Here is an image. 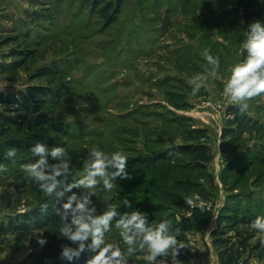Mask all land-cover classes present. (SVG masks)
<instances>
[{
	"label": "rangeland",
	"instance_id": "1",
	"mask_svg": "<svg viewBox=\"0 0 264 264\" xmlns=\"http://www.w3.org/2000/svg\"><path fill=\"white\" fill-rule=\"evenodd\" d=\"M239 1L121 0L109 24L79 0H0V19L15 31L0 34V63L11 61L4 56L13 48L30 50L16 72L0 69V94L31 84L64 90L56 104L44 107L50 122L37 132L53 139L49 147L68 151L71 182L83 175L93 147L128 157V177H117L110 192L98 184L94 197L102 211L114 205L122 213L144 212L150 222L167 219L172 234L187 238L193 254L188 262L167 264H220L211 237L222 231L219 222L264 214V93L247 101L244 126H233L234 140L221 152L222 132L233 123L229 109L239 108L223 96V88L231 67L246 55L242 44L249 25L264 23L260 8L246 11ZM15 34L17 45L2 44ZM206 51L219 57L220 70L193 95L190 81L210 70ZM49 68L56 70L50 78L31 79ZM2 113L15 116L0 106ZM50 124L67 125L68 132L55 133ZM9 127L0 139L28 134L23 119L16 117ZM193 143L209 148L211 162L200 166L178 153L155 160ZM0 167L6 169L0 172V221H5L34 207L39 188L20 165ZM20 180L23 190L16 186ZM197 194L203 208L186 203ZM119 232L113 227L106 241L125 249ZM244 236L252 237L248 245L264 242V233L250 225H239L226 237L233 243ZM29 251L27 243L15 251L7 237L0 264H25ZM146 252L137 249L131 256L141 259ZM246 261L264 264L256 253L244 254L238 264Z\"/></svg>",
	"mask_w": 264,
	"mask_h": 264
},
{
	"label": "clouds",
	"instance_id": "2",
	"mask_svg": "<svg viewBox=\"0 0 264 264\" xmlns=\"http://www.w3.org/2000/svg\"><path fill=\"white\" fill-rule=\"evenodd\" d=\"M244 58L231 67L230 75L223 88V96L239 106L240 112L248 109L247 101L264 93V23L252 22L242 44ZM205 59L210 66L207 74L193 77L191 92L196 95L203 87L209 75L214 76L220 70L219 57L205 52ZM34 162L25 164L23 170L36 183L39 190L49 197H54L61 207L57 209L60 219V237L71 244H65L60 250V259L69 262L79 259L82 253H94L87 264H130L129 257L137 249L147 250L143 257L146 264H167L166 258H175L183 245H178L177 238L171 232L167 219L159 223L150 222L148 215L139 210L120 212L114 205H108L105 211L98 213L92 197L98 184L106 191L115 186L117 177L127 178L126 166L128 157L120 152L105 153L99 148L90 149L87 167L78 179L69 183L73 175L72 162L68 151L63 146L49 147L37 142L30 149ZM16 150L9 149L8 160L16 157ZM49 158L56 161L49 163ZM6 171L0 167V172ZM73 189H81L79 193ZM199 195L186 198V203L193 207L203 208ZM124 206L131 204L125 200ZM41 212L48 209V204L41 206ZM189 216L192 213H188ZM120 230L119 235L127 247L122 249L106 241L105 236L112 227ZM251 228L264 233V216H257ZM37 243L44 246L45 238H38ZM71 245H75L74 247Z\"/></svg>",
	"mask_w": 264,
	"mask_h": 264
},
{
	"label": "trees",
	"instance_id": "3",
	"mask_svg": "<svg viewBox=\"0 0 264 264\" xmlns=\"http://www.w3.org/2000/svg\"><path fill=\"white\" fill-rule=\"evenodd\" d=\"M79 1L94 11L98 10L101 18L106 20L109 24L113 22L115 17L119 14L122 4L121 0ZM239 4L244 7L243 10L246 11L260 8V12H264V0H240ZM35 18H32V21L36 24L37 20ZM2 22L3 21L0 19V34L8 31L15 32L11 27H4ZM19 40L18 34H15L12 35V37H6L2 44L14 43L17 45ZM6 54L4 58L11 61L7 64L0 63L1 72H16L30 56V50L13 48ZM52 72H56V70L53 68H49V70H39L34 73L31 79H48ZM63 93L64 90L61 88L51 87L50 85L31 84L21 91L0 94V106L7 112L9 111L15 114L13 117H11L9 113L0 114V135H6L10 128L9 125L12 124L16 117L25 121L26 131L28 132L26 136L18 135L0 139V165L16 164L23 167L25 164L34 162L35 157H33L30 151L34 144L40 142L47 146L53 145L54 141L51 137L40 135L37 130L44 125H48L50 122L49 115L47 111L44 110V107L48 104H56ZM229 114L232 116L233 123L232 126L225 127L222 132V137L224 139L221 142V152L223 153L229 150L230 141L234 140L235 132L233 131V126L238 128L244 126L241 118L245 113L240 112L238 107H231L229 109ZM50 126L55 133L66 134V132H68L66 129L67 125L50 124ZM226 138H228L227 141H225ZM9 149L16 150L17 154L13 160H8L6 158V153ZM173 153H178L187 157L193 163L200 166H205L207 163L211 162L213 158L206 145L193 143L184 144L174 150L171 149L170 152L158 155L155 160L166 159ZM68 182L71 183V180L69 179ZM16 186L23 190L26 184L23 180H20ZM72 191L79 193L82 190L73 189ZM92 200L96 204L98 213L103 212L98 207L97 199L94 196ZM44 203L48 204V209L46 212L42 213L40 206ZM61 203H57L54 197H49L46 193L39 190L38 202L34 207L25 209L23 213L10 216L5 221H0V247L3 246L7 237H11L13 249L15 251H19L26 243L28 244L30 251L25 259V264H69V262L60 259L59 256L61 247L65 244H71V242L59 236L60 219L57 209L61 207ZM255 211L258 212L257 210ZM257 216H264V214L252 213L250 216L243 217L241 220H231V223L229 221L219 222V224L222 225V231L212 232L211 237L213 246L218 249L220 264H238L242 256L248 254V252L259 254L261 258L264 259V242H262V244L248 245L252 237L244 236L232 243L230 239L226 237L239 225H251ZM227 218H229V216ZM110 232L106 234L105 239ZM37 234L40 235L39 238H45L47 240L44 246H40L37 243ZM176 238L178 245H183V247L178 250V255L175 259L179 262L190 261L193 258V254L190 251L191 248L188 245L187 238L182 235ZM236 244L240 246L241 251H236ZM234 245L235 247H233ZM71 246L74 247L75 245ZM232 254L237 256L233 257ZM92 255H94V253L86 251L81 254L79 259L72 261L71 264H87V261ZM129 262L130 264H146L143 258L137 259L133 256L129 257ZM245 263L247 264V261Z\"/></svg>",
	"mask_w": 264,
	"mask_h": 264
}]
</instances>
